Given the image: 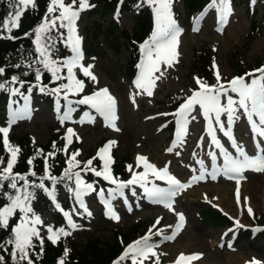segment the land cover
I'll list each match as a JSON object with an SVG mask.
<instances>
[{"label":"rangeland","instance_id":"rangeland-1","mask_svg":"<svg viewBox=\"0 0 264 264\" xmlns=\"http://www.w3.org/2000/svg\"><path fill=\"white\" fill-rule=\"evenodd\" d=\"M92 1L97 2V8H101L103 4L102 0ZM230 1L232 2L233 0ZM76 7H79V1ZM171 8L176 9L179 13L181 12V16L183 13L185 14V17L182 18L183 33L175 49L178 55L172 59L171 66L161 63L160 69L163 71V75L161 76L160 72L154 74L159 79L155 80V84L151 89V96L147 95V93L138 96L134 81L127 76L128 71L125 68L131 58L130 45L121 39L122 46L118 51L116 49L114 51L104 36L105 29H97L93 24L91 26V21L96 20L102 23L101 26L104 27L111 20L109 12L106 14H100L99 12L88 13V15H91V19L89 20L88 15H84V11L79 13L78 36L83 39L86 37V40L92 43L89 50L84 48L86 54L84 55L85 60L83 63L84 66L92 65L90 71L96 77L95 81L87 77L89 85L84 86L91 88L107 87L109 94L114 99L116 98V108L114 112L115 119L111 120L110 118L107 123L105 118L98 114L93 116L94 120H91V122L88 121L87 117H83V122L73 119L70 121V124L74 127L76 126L77 137L81 140L84 155L87 149L98 153V147L101 142L104 139H109L110 141H115V143L109 147L106 155L110 154L111 148L115 149L119 147L117 150L118 157L125 156L130 160L134 159L135 165L132 173L143 172L140 166L137 167L135 156H147L160 168L163 169L167 166L168 172L179 176L185 184L191 181V186L186 187L175 198L171 204L172 209H174L172 211L163 204H158L153 198H150L139 184L129 185L128 199L125 202L118 201L119 219L107 222L105 220H93L89 218L88 224L84 225L86 230H83L79 226L69 230L64 228L66 231L71 232V235L61 237H69L76 240V243L85 241L88 236L93 235H101L105 238L110 235L113 227L123 230L126 227H130L136 219H145L150 223L152 219L157 220L158 218L162 220L163 224L160 226L156 224V227L153 228L152 226L151 229L153 232L157 229H164V235L167 236L171 235L170 232L172 230V228H168L167 226H175L176 214L181 213L186 223L182 230L176 234L177 238L165 240L161 236L152 235L150 243L158 245V247L153 249L156 253L153 257L156 260L172 261L178 252L200 251L203 255L201 264H238L239 261L248 264H252L255 261L259 264L264 261V237H257L254 240L255 236H252V240L250 241L245 239L238 240L237 247L234 245L236 248H230L225 245L217 246L221 236V226L225 223L222 219L220 220L222 222L221 226L209 222L204 210L208 209L209 205L213 206L217 204L224 211L231 213V217L235 220L248 224L259 213L264 215V209L261 204V197L264 194V171L247 169L242 172L244 179L239 183V190H242L243 194L249 198L247 199V203L251 207L253 214H243L240 210H233L234 203L232 204L230 194L232 184L222 181L219 176L213 178L209 175V161L211 157L208 153H216V147L212 145L211 138L207 134V122L201 114L199 106H194L189 115L186 134L183 136L185 144L179 155L176 154L178 151L174 150L175 147H173V141L176 139V134H174L176 117H173V128L171 131L163 132L162 130L167 121H164L163 114L157 113L168 109L166 106L170 101L168 96L174 92L180 93L183 90H187V87H193L191 75L194 73L193 63L196 61L201 49L208 51L216 57L221 82L225 83V85L227 84L228 77L233 74L230 64L237 63L239 65L240 63L242 66L247 64L250 67L256 65V61L264 58V1L259 0L255 4L254 19L260 28L259 33L254 32L253 35L249 32L250 21H255H253L252 16L246 15L244 7L239 2L236 5L229 6L231 11L227 16V22L223 29L217 32L212 26V21L206 23L204 27L194 30L190 20L186 17L184 2L181 0H172ZM212 9L214 15L218 16L217 7H212ZM179 13L176 15L178 16ZM119 23L120 25H116L119 32L133 31L139 24L135 16L128 12L120 16ZM247 33H249L248 36H246ZM257 75L259 74L257 73ZM250 79L251 77H246L248 82H250ZM187 91L191 92L192 90L188 89ZM229 95L237 98L234 93L229 92ZM133 98L135 103L132 102ZM224 102H226V99ZM41 105L34 104L35 110L30 114L26 112V105L22 104L20 106L24 109L22 114L27 113V115L24 118L21 115H17L19 121L14 116L11 117L14 122L11 123L10 127L16 129L14 138H10L12 130H10L9 124L4 125L0 121V128L9 127L7 139L11 146L17 147L14 141L15 136L22 128L28 131V141L41 145L46 143L50 137L51 128L55 127L54 115L53 113H49L46 106ZM30 106H32V103H30ZM242 112V109L238 110L237 115L240 116V119L235 120L232 131L237 139L240 140L241 147L246 152L253 154L255 152L252 150L255 137H250L253 130ZM192 117H195V119H192ZM221 120L225 123V127H227L226 115H223ZM9 121L10 119L7 120L8 123ZM109 124H114L115 127H111ZM213 127H216L214 123ZM216 136L217 139L221 138V132L218 128ZM79 139L76 138L75 140ZM170 147L173 148L174 153L172 154L167 151ZM9 156L10 153L6 151L5 147L2 148L0 157L3 158V164L7 162ZM197 161H203L205 175L203 179L193 181L192 178L194 176L200 175L202 167ZM3 164H1L0 168L4 167ZM148 178L150 179L151 177L148 176ZM103 180L107 183L110 182L105 179ZM154 184L157 187L159 185L156 182ZM151 186L152 184L148 185V187ZM107 188L112 190L116 188V185L111 183ZM110 190L106 191L108 197H110ZM113 195L115 196V194ZM89 213L93 214L90 211ZM172 213L174 214L173 216L171 215ZM40 218L43 223L37 227L46 236H48L46 226H51L54 230L63 228L54 222L50 211H44ZM115 224L121 225L114 226ZM161 226L163 227L161 228ZM147 234H149V230ZM133 242L129 245L133 244ZM33 244H36L34 239ZM40 247L38 245V248ZM38 248L30 250V252L34 253L35 259H37L36 254L41 252V249ZM64 252L65 249H62L58 261L63 259ZM130 257L131 254L129 258H126L128 262L130 261ZM234 259L238 261L236 262ZM124 260L119 261V264ZM154 261L152 259L148 264Z\"/></svg>","mask_w":264,"mask_h":264},{"label":"snow or ice","instance_id":"snow-or-ice-1","mask_svg":"<svg viewBox=\"0 0 264 264\" xmlns=\"http://www.w3.org/2000/svg\"><path fill=\"white\" fill-rule=\"evenodd\" d=\"M77 0H71L70 3H65V0H49L47 5V10L45 16L42 18L40 24L34 29L35 37L33 39V44L35 45V52L37 53L36 59L33 60V64L41 65L40 68L33 69L35 72V80L38 82L34 87H39V90L43 93L46 91L47 86H41L40 81L42 80L43 72H47L51 76V81L55 83L56 81L66 80L67 83L59 84L57 87L47 89L51 94L54 95H63V98L71 105L72 101L68 100L69 95H76L83 91L84 82L78 79L75 76L74 69L79 68L81 73L85 77H90L93 81L96 80V77L91 73L90 69L92 65L84 66L82 64L83 54L80 50V38L76 35V20L79 16V13L86 8L90 7L88 0H79V7H76ZM148 5L152 12L154 18V28L149 39L145 40L140 44L141 60L136 65L139 70L137 78L134 80V85L136 87L137 95L147 93V95H152V87L155 84V80L159 79L158 76L154 74L160 72V75H163V71L160 69L161 63L171 66L172 59L178 55L175 52L176 46L178 44L177 37L180 34L181 29L178 27L173 14L171 11L172 0H141V3L137 7H142ZM31 5L35 7V0H15L14 11L8 14V17L4 20L2 27H0V32L7 31L11 33L13 29L19 27V20L22 16L23 11ZM23 6V7H21ZM210 7H217V11L221 14V18L226 22L227 16L230 14V8L228 7V0H219L217 5V0H212ZM58 13V15H56ZM199 19V18H196ZM60 29L66 30V35L60 32ZM196 30V29H194ZM55 31L59 37V42L64 43L72 53L70 57L67 58H54V52L56 50L55 40L50 33ZM30 35L25 33V36ZM15 39L12 36H3L0 35V39ZM20 67V65H16ZM31 67V65L29 66ZM213 68L216 69L215 75L217 78L216 85H207L202 82L200 78H195L197 84L199 85V90L192 92V95L187 97L185 102L182 103L177 111L173 114L176 117L177 132L176 139L173 141V147L183 143V136L186 134V125L188 123V118L192 112L194 106L198 105L201 109V114L203 115L205 121L207 122L206 131L208 136L211 138V143L217 149H219V154L224 158V164L222 171L224 174L228 175L231 179H236L237 182V204L241 203V198L239 194V180L241 173L247 169L255 171H264V156H254L250 157L243 147L235 144V141L232 137V126L235 120L240 119V116L237 115L238 110L242 109L243 116H245L252 127L253 132L264 139V67L253 70V72L246 73L245 76L234 77L232 80L228 81L227 84L221 82L218 66L213 62ZM66 69V75H62V72ZM5 73V69L0 67V75ZM257 73L259 75H257ZM28 75V73H24ZM246 77H251L250 82L246 80ZM20 83L23 85L24 81H19L18 77L12 76L10 81L0 82V90H6L9 83L15 84ZM32 89L29 88V91ZM10 91L15 94L19 92V88H12ZM229 92L234 93L237 98H234L232 95H229ZM25 100L28 98L25 96ZM226 99V102L224 100ZM133 103L135 100L133 98ZM77 104L89 105L94 109L98 114L105 118L106 123L115 119V99L109 94L107 89H100L94 92L92 95L83 96L81 99L76 101ZM74 109L69 108L65 111L63 117L61 118V123L65 120L70 119V113ZM88 118V121L91 122L93 117L88 113L84 114ZM226 115L227 118V127L225 123L221 120V116ZM195 119V117H192ZM14 120L9 121V127ZM83 122V118L81 120ZM213 123L216 127H213ZM111 127H115L114 124H109ZM9 127L0 128V133H3V144L8 153H10L9 159L7 160L6 167L0 168V188H3L4 182H8V187L15 190V195H9L8 193H3L7 197L8 203L0 206V228H7L9 225V220L14 216L17 210L21 213L18 223L12 227L11 237L4 243H0V249L5 248V244L11 245L12 250L9 253L13 264H34V261L30 257V250L35 246L33 244V238L38 239L41 245V252L37 253V259L43 252V238L40 236V231L38 225H41L43 222L39 216H37L30 203L34 199V194L29 191V187L43 189L50 197L54 200V195L44 184L45 179H50L53 183L57 182V177L51 176L49 174V167L47 164L48 158L55 156V152H50L45 156V176L40 178V183L36 184L30 182L25 175L13 172L14 164L17 161V156L20 151L18 147H13L10 145L7 134ZM217 128L222 132L226 137L229 138L233 143V147L236 149V156L230 155L227 150L223 147L220 141L217 139L216 131ZM75 135L73 129H67V133L64 137L66 143L63 150L67 152L69 145L72 140L71 137ZM79 139V137H77ZM115 141H109L104 147L99 149L97 155L102 161H104L103 170L97 171L95 168H92V159L84 162L82 171H92L98 177H103V179L110 181V183L116 185V188L110 190L109 196L114 198L115 193L123 195L121 191L129 185L139 184L144 192L150 197L153 198L156 202L163 203L165 207L169 210L172 209V205L169 201L171 196L175 195L173 189H183L191 186V181L188 184L181 183L174 176L169 174L167 166L163 169H157L155 165L148 162L147 158L144 156H137V167L140 166V163L143 162L144 172L132 173V178L128 181H118L113 178L110 174L109 163L110 157L106 158L109 147L114 144ZM56 145L53 144L55 149ZM42 150H37L36 156L41 155ZM167 151L172 152L173 148L170 147ZM179 155V153H176ZM79 155V150L72 153L69 157L67 163L68 168L65 169L64 176L68 179H72V176H75L76 184V196L79 198L81 195L86 194L93 190V185L86 183L80 176V172H71L73 167H79L80 161L76 160V157ZM208 155L215 161L216 153L209 152ZM36 157L30 158L27 163L32 165L33 160ZM95 159V157L93 158ZM201 164L200 175L194 176L193 181L201 180L204 178L205 169L203 168V161H197ZM0 164H3V158L0 157ZM215 168V166H214ZM128 170L132 171V166H128ZM149 173L154 176L156 179L166 180L170 186L168 189L157 187L155 184H152L151 187H148ZM213 178H215L216 171L214 170L210 173ZM29 175L35 176L34 171H29ZM18 181H24L23 185L18 187ZM245 203L247 198H244ZM105 206L108 210L107 214L113 219H119L116 216L115 212L112 211V208L108 201H104ZM58 206V205H57ZM216 207V205H213ZM248 214L252 215L253 211L251 207H248ZM67 219V225L69 228L75 229L78 226L72 221L71 217L67 212L64 213ZM91 215V213H88ZM178 217L177 224L175 226H167L172 228L171 235H164V229H157L155 232L152 229H149V234L145 235L141 239L133 242L129 245L124 253L119 257L117 261H114L113 264H119L120 260L129 258L131 254L132 264H137V258L143 257L147 258V254L151 253L156 255L153 251L155 245L150 243L152 235L161 236L165 240L174 239L178 231L183 227L184 216L181 213L176 214ZM225 215H227L225 213ZM230 219H234L229 217ZM236 227H243L240 224L239 220L234 219ZM156 224H159V218L156 221ZM156 224L153 225V228L156 227ZM48 232V240L53 244L61 236L71 235V232L66 231L64 228L53 229L51 226H46ZM232 231V229H229ZM253 231H264V229L256 228ZM227 235V233H225ZM231 247V244H229ZM68 249H65L64 255L67 256ZM199 255H193L190 257H185L183 254L177 259L176 264H181V261L184 260H193L198 259ZM0 264H6L5 256L0 255ZM58 264H63V259L58 261ZM142 264V261H141ZM157 264L159 261L157 259ZM252 264H258V262L253 261Z\"/></svg>","mask_w":264,"mask_h":264},{"label":"trees","instance_id":"trees-1","mask_svg":"<svg viewBox=\"0 0 264 264\" xmlns=\"http://www.w3.org/2000/svg\"><path fill=\"white\" fill-rule=\"evenodd\" d=\"M44 1L45 0H38V4L40 6H43V4L47 2ZM131 1L134 2L135 0ZM198 2H200V0H189V4L194 6ZM14 3L13 1L9 0H0V27H2L4 20L8 17L9 13L7 12V9H10V5ZM110 6V0H103V5L100 8V12L105 13L107 11H110ZM125 8L128 9L129 7L126 6ZM37 10L41 12V15L36 13ZM37 10L33 9V11H31L30 13L23 11L22 16L19 20V27L11 31V35L12 37H15V39H0V67L5 69V73L3 75H0V82H3L7 78H9L8 81H10L12 76L18 77L19 81H24L23 85L33 84L37 82L35 80V72L33 69H35L36 67L40 68L41 65L32 63L33 60H35L32 54H36L33 47V37H35L34 29L40 24L45 12L42 9ZM139 15L141 17L140 20L145 21L142 22L141 30L139 31V34L141 36L147 30L148 18L145 14H141V12L138 13L137 17ZM144 16L146 19H144ZM94 23L97 29H105L104 36L114 51L115 49L116 51H118L121 46V35H123L125 40L132 38V36H128L127 34L119 33L117 31V27L112 22H108L105 27L101 26L102 24L96 22L95 20ZM25 33H29L30 35L25 36ZM0 35L9 36V32L5 30L0 32ZM137 36L138 35H135L133 37ZM86 44L88 48L92 45L91 41H89L88 43L86 41ZM14 57L16 58L14 59ZM206 57L207 56L205 54L200 55L198 60L199 66L195 68L196 70L204 69ZM16 65H20V67H16ZM30 65L31 67H29ZM33 66L36 67L33 68ZM26 72L28 73V75H24V73ZM60 82L62 83V80L53 83L51 81L50 74L47 72H43L42 80L39 83L47 86V88L45 92H41L40 94H38L39 97L45 102H48L51 97V93L47 89L57 87L59 84H61ZM8 85L12 89L18 88V86L21 84L18 82L15 84L9 83ZM11 94L14 95L12 92ZM7 99V97H4L0 94V108L3 107L1 105L4 104ZM16 137V142H18V148L20 149V151L17 156V161L13 167L14 173H19L21 175L28 174L30 170L38 174L42 173V170L44 169L45 156H47V154L50 152H55V156L49 157L47 161L51 169V174L57 177H61L64 175L65 169L68 168L67 161L71 156L70 154H72L74 151H63L58 147L57 142H53L51 140V137L47 140L45 145L29 144L27 140L28 136L24 133H18ZM1 138L2 135L0 134V151L2 150V148H4ZM53 144L56 145L55 149L53 148ZM38 149L42 150L40 156H36V152ZM34 156L36 158L33 160L32 165H29L27 161ZM76 160L78 161L77 158ZM8 202L9 201L7 197L3 194H0V206H3ZM17 215L18 211L14 214L13 217H16ZM209 219L211 220V222H218L217 217L214 215V213L208 212V220ZM13 222L14 219L10 218L8 227L0 228V243H4L11 237V227ZM5 248L7 249V251H4V249H0V255L5 256L6 264H13L11 256L9 255L12 250V246L5 244ZM43 250V254L39 257V259H35V256L30 253V257L34 261V264H58V258L60 257V254L62 252L61 247L57 248L46 245ZM120 250V244L116 241V234L108 235L105 238H103L101 235H93L86 238L85 241H81L75 244L73 243V246L70 252L67 254V257L63 259V264H112V262L119 255Z\"/></svg>","mask_w":264,"mask_h":264},{"label":"bare ground","instance_id":"bare-ground-1","mask_svg":"<svg viewBox=\"0 0 264 264\" xmlns=\"http://www.w3.org/2000/svg\"><path fill=\"white\" fill-rule=\"evenodd\" d=\"M263 201H264V194H263ZM227 210H228V209H227ZM214 233H216V232H214ZM179 251H180V250H179ZM234 261L237 262L238 260H237V259H234Z\"/></svg>","mask_w":264,"mask_h":264}]
</instances>
